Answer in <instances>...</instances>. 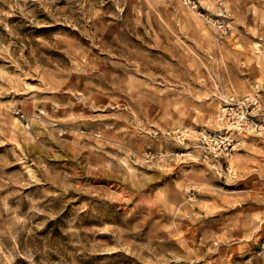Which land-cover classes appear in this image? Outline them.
I'll list each match as a JSON object with an SVG mask.
<instances>
[{
    "label": "rangeland",
    "instance_id": "374dc122",
    "mask_svg": "<svg viewBox=\"0 0 264 264\" xmlns=\"http://www.w3.org/2000/svg\"><path fill=\"white\" fill-rule=\"evenodd\" d=\"M0 264H264V0H0Z\"/></svg>",
    "mask_w": 264,
    "mask_h": 264
},
{
    "label": "built area",
    "instance_id": "2783aa9c",
    "mask_svg": "<svg viewBox=\"0 0 264 264\" xmlns=\"http://www.w3.org/2000/svg\"><path fill=\"white\" fill-rule=\"evenodd\" d=\"M224 109H225L224 112L225 114H227V116H232V118L236 116L235 115L236 111H232V109L228 110L227 107H225ZM242 117H243L242 119L237 120V121H240L239 125L244 126V124L246 123L245 120L247 119V117L246 115H243ZM204 137L206 138L209 145L213 148V152L216 154L225 153L227 151H230V148L234 147V140L231 139V137H228L227 135L226 136L223 134L222 135L221 134L212 135L211 133H204Z\"/></svg>",
    "mask_w": 264,
    "mask_h": 264
},
{
    "label": "bare ground",
    "instance_id": "6f19581e",
    "mask_svg": "<svg viewBox=\"0 0 264 264\" xmlns=\"http://www.w3.org/2000/svg\"><path fill=\"white\" fill-rule=\"evenodd\" d=\"M224 108H225V107L222 106V111H225ZM223 113H225V112H223ZM223 115H224V114H223ZM15 119L18 120L19 118H15ZM222 119H223V118L221 117L220 120H222ZM227 132H228V131H227ZM229 134H230V133H229ZM232 135H233V134H232ZM233 136H234V135H233ZM233 136H232V137H233ZM234 162H235V161H234ZM232 164H233V163H232ZM231 166H232V165H231Z\"/></svg>",
    "mask_w": 264,
    "mask_h": 264
}]
</instances>
